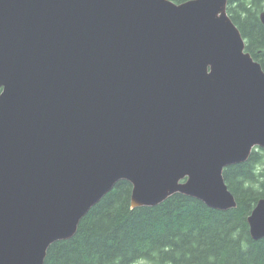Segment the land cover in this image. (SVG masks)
Wrapping results in <instances>:
<instances>
[{"label": "water", "instance_id": "water-1", "mask_svg": "<svg viewBox=\"0 0 264 264\" xmlns=\"http://www.w3.org/2000/svg\"><path fill=\"white\" fill-rule=\"evenodd\" d=\"M227 1L0 0V264H44L121 180L131 208L237 206L264 70ZM247 223L264 238V197Z\"/></svg>", "mask_w": 264, "mask_h": 264}, {"label": "trees", "instance_id": "trees-1", "mask_svg": "<svg viewBox=\"0 0 264 264\" xmlns=\"http://www.w3.org/2000/svg\"><path fill=\"white\" fill-rule=\"evenodd\" d=\"M263 7L264 0L227 1L245 50L264 70ZM223 175L237 202L228 210L180 193L155 206L131 208L132 185L121 180L80 220L71 238L49 246L44 264H264V238L252 239L247 223L264 197V148H254Z\"/></svg>", "mask_w": 264, "mask_h": 264}, {"label": "rangeland", "instance_id": "rangeland-1", "mask_svg": "<svg viewBox=\"0 0 264 264\" xmlns=\"http://www.w3.org/2000/svg\"><path fill=\"white\" fill-rule=\"evenodd\" d=\"M263 9H264V7H263ZM263 9H262V10H263ZM248 19L250 20V19H251V17H250V16H248ZM250 21H251V20H250Z\"/></svg>", "mask_w": 264, "mask_h": 264}]
</instances>
